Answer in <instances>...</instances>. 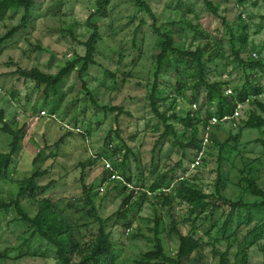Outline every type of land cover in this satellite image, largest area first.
I'll use <instances>...</instances> for the list:
<instances>
[{
    "label": "rangeland",
    "instance_id": "rangeland-1",
    "mask_svg": "<svg viewBox=\"0 0 264 264\" xmlns=\"http://www.w3.org/2000/svg\"><path fill=\"white\" fill-rule=\"evenodd\" d=\"M134 1L110 0L105 14L90 17L94 11V0H39L33 7L25 28L0 45V108L4 109L5 120L13 128L25 123L19 149L11 166V179L0 180V194L4 199L13 197L17 191V180L29 176L35 170L48 168V173L37 182L43 185L53 180V184L45 194L38 197L50 196L57 200L60 207L65 209L64 213L74 220L85 237L94 234L98 224L81 211L83 204L75 200L82 197L79 176L83 172L85 183L94 187L93 200L103 218L115 212L121 201L117 194L123 186V177L117 170L115 174L120 179L109 176L103 183V165L110 167L114 164L119 167L125 145L131 150L125 162L127 170L133 176L131 185L135 189L140 185V173L144 182L148 183L152 177L150 169L165 171L176 163L186 169L185 176L191 178L205 193L214 192L218 175L221 176L222 195L231 200H260L245 189L242 176L253 177L257 185L264 189V146L256 141L264 140V126L261 129L242 126L251 108H255L251 103L241 104L232 120L210 127L209 131L214 133L216 142L205 141L201 162L195 167L191 166L197 154L193 146L182 149L173 145L170 140H165L153 150L154 143L164 128L151 112L148 103L156 67L155 56L158 53L157 35L152 27V19L137 8ZM213 1L219 5L221 18L211 17L202 0H147L155 16L156 27L161 32L172 30L178 46L193 50L208 43L210 47L217 46L220 49V56L209 63L214 72L208 76L211 79L228 80L226 92L229 93L243 83V71L232 54L230 32L236 34L246 24L248 44L240 52V56L245 60L251 56L264 58V49L259 50L264 43V0H245L243 3L237 0ZM187 6L192 9L191 12L187 11ZM21 15V9L1 13L0 36L17 25ZM222 17L228 22L230 29L222 25ZM184 20L200 24L201 28L210 31V37L202 38ZM88 22L97 24L101 38L96 45L95 64L83 75L86 88L82 87L78 79L77 67L57 87L56 95L51 88L45 94L42 86H36L30 79L14 73L18 67H37L54 74L66 61L82 56L85 50L83 42L92 31ZM141 22V28L135 36V42L140 44L138 51L133 47L132 41L134 30ZM234 43L237 46L238 43ZM108 72L114 75L110 76ZM258 77L264 87V75L258 73ZM184 80L185 73L176 74L172 67H163L159 75V96L173 93L175 85ZM87 90L99 106L120 105L129 114L117 115L96 107L89 99ZM13 91L14 97L11 96ZM193 97L195 101H192ZM204 100L203 87L195 90L187 86L176 94L174 102L168 98L160 100L158 106L161 111L168 114L176 112L180 117L185 116L190 109L199 107L200 115L204 116L207 109ZM259 100L264 103V94ZM55 104L56 111L52 109ZM42 110L47 115H39ZM173 123L181 137L182 125L177 121ZM1 125L0 122V127ZM65 130L74 131L58 146L55 157L48 156L55 149L43 148L44 144H52ZM87 130L86 137H83L80 132ZM236 134V142L230 140L219 149L220 143ZM107 136L111 138L112 147L120 148V153L115 157L100 158L97 154L106 152ZM10 139L11 136L0 129V152L8 151ZM38 153L40 158L33 162ZM89 159L93 162L88 163ZM97 190L98 193H95ZM69 202L76 204V208H68ZM22 203L29 214H34L35 204L32 203L31 206L25 199ZM185 211V208H175L172 217L166 209L162 210L157 204L145 201L141 210L135 213L132 227L116 243L119 264H134L133 260L140 253L152 248V220L155 213H160L167 229L170 219L182 216ZM245 212L244 209L236 211L225 233L227 236L235 232V239H224V234L218 232L216 227H213L211 234L206 233L211 220L198 222L195 236H200L208 245L202 251V260L195 261L191 257L186 264H217L218 253L225 250L233 260L240 241L256 224L264 222V208L251 210V220L248 223L243 222ZM220 213L219 209L216 219ZM132 215L133 211L130 212V217ZM11 218L12 215L0 212V252L5 248L10 249V257H0V264H54L53 248L37 238L18 249L29 235V230L10 221ZM221 220L219 219V223ZM112 222L113 219L106 223V230ZM118 226L119 224L115 227ZM179 228L185 234L189 226L180 225ZM114 236L120 237L118 231L114 232ZM160 236L166 251L172 252L178 242L176 235L166 230ZM215 238L218 240L215 241ZM247 251L248 264H264V235L254 245L248 246Z\"/></svg>",
    "mask_w": 264,
    "mask_h": 264
},
{
    "label": "trees",
    "instance_id": "trees-1",
    "mask_svg": "<svg viewBox=\"0 0 264 264\" xmlns=\"http://www.w3.org/2000/svg\"><path fill=\"white\" fill-rule=\"evenodd\" d=\"M205 10L213 18H221L219 14V5L213 0H202ZM243 3L245 0H237ZM39 0H0V14L8 10H22L20 21L17 25L11 27L3 35L0 36V45L6 40L11 39L17 32L25 28L30 19L33 7ZM110 0H94V11L90 17L95 15L105 14L106 7ZM137 8L146 12L152 19V27L157 35L158 53L155 56V71L153 73V82L150 87L148 95V103L150 110L158 122L163 125V130L159 133L156 139L153 150L162 141L170 140L173 145H178L182 149L193 146L196 152L203 148L204 135L209 127V120L211 117L218 119V122L212 126H217L218 123L225 120H232L235 116L237 108L243 103H251L255 108H251L245 120H243V128L261 129L264 126V103L259 100V97L264 94V87L259 82L258 73L264 75V58L256 56L245 60L240 56V52L247 47L248 32L247 25L244 24L241 31L236 34L230 32V41L232 42V54L237 62V65L243 71V83L233 88L227 93L229 86L228 80L211 79L208 75L214 72L209 67V63L216 57H219L220 49L217 46H212L205 43L204 46H197L191 50L180 47L176 43V38L172 30L161 32L155 25V16L148 4L147 0H135ZM187 11L192 9L187 6ZM264 17V15L262 16ZM196 33L200 34L202 38L208 39L210 31L200 27V24H192L188 20H184ZM224 27L230 29L228 22L224 17L221 19ZM92 29L86 41L83 42L85 48L82 56H76L72 60L66 61L65 64L54 73H48L40 70L37 67L29 69L17 68L14 73L24 79H30L35 82L36 86H42L43 92L46 94L51 88L53 93L57 94V87L62 81L69 76V74L77 67V76L81 81L82 87L86 88V82L83 75L87 72L91 65L95 64L94 55L96 53V45L101 36L98 32L96 23H87ZM142 22L139 23L135 30L132 45L138 51L140 44L136 43L135 36L141 28ZM234 41L238 44L235 45ZM259 50L264 49V43L259 47ZM255 53V52H253ZM163 67H172L176 74H186V80L178 82L175 85V91L167 96L160 97L158 91L159 75ZM110 76L114 74L108 72ZM187 86L197 90L203 87L204 90V105H207L204 116L200 115L198 109H190L185 116H178L176 112L170 114L159 109L158 103L160 100L168 98L175 101V96L180 93ZM88 91V90H87ZM15 91L11 92V96H15ZM89 99L96 106L105 111L115 112L117 115L129 114L120 105L99 106L90 91L86 92ZM174 97V98H172ZM195 101V97L192 98ZM195 104V102H193ZM212 108V109H211ZM52 109L57 110V105H53ZM43 111V110H42ZM45 113V111H44ZM40 115V114H39ZM47 115V114H46ZM229 117L228 119H223ZM179 122L183 127V132L180 135L173 122ZM0 129L11 136L9 142V149L7 152H0V180L11 179V166L14 163L16 153L19 149V141L21 133L25 127V123L18 128H13L9 121L5 120L4 109L0 108ZM157 129V128H155ZM117 130V129H116ZM74 130H65L59 138L52 144H44L43 148L53 147L55 150L49 152L47 155L52 158L57 155V148L63 142L66 136L72 135ZM87 131L80 132L86 137ZM118 136V133L116 132ZM238 135H230L228 139L219 144L221 150L230 140L236 142ZM207 141L216 142V137L211 131L208 132ZM262 146L264 140L257 139ZM106 152L97 154L100 158L103 156L115 157L120 153V148L112 147L111 138L107 136ZM130 148L125 145L123 150L122 160L117 165L105 167L103 183L106 177H118L115 173L119 170L123 177V186L118 192L117 196L121 197L120 204L115 212L103 218L99 209L94 203L92 185L85 183V174L81 172L79 176V183L81 186L82 197L75 199L77 203H82L81 211L85 215L92 217L98 224L97 231L90 237H85L79 228L74 224V220L64 213V208L60 207L57 200H53L50 196H41L45 194L53 184V180H49L46 184L40 185L37 180L48 173V168L42 170H35L29 176H24L17 180V191L13 197L4 199L0 194V212L12 215L10 221L23 225L29 230V235L24 238L19 245L29 244L33 238L39 239L42 243H46L53 248L54 264H119L116 243L121 241L126 230L132 227L135 213L141 210L145 201H151L159 206L160 209H166L170 216L175 214V208L183 210L185 213L178 218H171L169 228L163 225L160 213H155L153 217V237L154 243L151 249L146 250L135 258L134 264H186L192 257L195 261L202 260V251L207 244L200 236H195L198 230V222L211 220L209 229L206 233L211 234L213 227L217 231L224 234V239L234 237L235 232L228 234L230 224L234 219L236 211L244 209L243 222L248 223L250 218V211L254 209L264 208V189L259 187L253 177L246 175L241 177V181L245 184V189L253 196L259 197V201L245 202L242 199L231 200L224 197L221 193V176L218 175L214 185V192L205 193L199 188L191 178L185 176L186 169L182 168L179 163H176L170 169L165 171H155L150 169L152 177L150 182L145 183L141 175V181L138 189H135L131 184L133 183V176L127 170L126 160ZM40 158L38 153L33 162ZM193 161V160H192ZM92 163L91 159L87 160ZM203 163V160H202ZM106 175V176H105ZM120 176V177H121ZM118 179H120L118 177ZM131 185V186H130ZM98 193V190L95 192ZM27 200L30 205H36L34 214H29L28 209L23 205L22 200ZM155 201V202H154ZM73 202L67 204L68 208H76ZM221 210L220 216L216 219L215 215L218 210ZM135 210V211H134ZM133 211L132 217L130 212ZM113 219V222L108 230H106V223ZM219 219L221 223H219ZM118 227H115L118 225ZM180 225L189 226L188 232L183 234L179 228ZM168 230L177 237V246L172 252H167L161 238V232ZM119 233L120 237H115L114 232ZM264 235V222L256 224L248 234L240 241L237 246L234 259H230L228 251L218 253L217 264H248L249 254L247 247L254 245L257 239ZM218 238H215V241ZM10 249L5 248L0 252V257L9 258ZM22 255V254H21Z\"/></svg>",
    "mask_w": 264,
    "mask_h": 264
},
{
    "label": "built area",
    "instance_id": "built-area-1",
    "mask_svg": "<svg viewBox=\"0 0 264 264\" xmlns=\"http://www.w3.org/2000/svg\"><path fill=\"white\" fill-rule=\"evenodd\" d=\"M46 113H44V111H40V115H45ZM236 114V113H235ZM229 117H224L223 119H228ZM218 122V119L217 118H215V117H211V119L209 120V127H207V132L205 133V135H204V142H203V144L205 143V141H207V135H208V132H209V130H210V126L211 125H214L215 123H217ZM204 151H203V149H201L200 151H198L197 152V154H196V157L193 159V161H192V163H191V166L192 167H195V166H197V165H199L200 164V162H201V155H202V153H203ZM112 177V176H111Z\"/></svg>",
    "mask_w": 264,
    "mask_h": 264
}]
</instances>
